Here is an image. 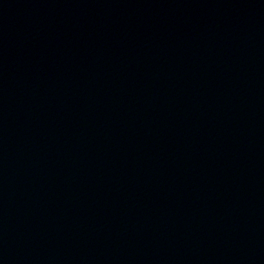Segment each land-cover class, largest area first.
Masks as SVG:
<instances>
[{
  "label": "water",
  "instance_id": "95a60500",
  "mask_svg": "<svg viewBox=\"0 0 264 264\" xmlns=\"http://www.w3.org/2000/svg\"><path fill=\"white\" fill-rule=\"evenodd\" d=\"M0 264H264V0H0Z\"/></svg>",
  "mask_w": 264,
  "mask_h": 264
}]
</instances>
